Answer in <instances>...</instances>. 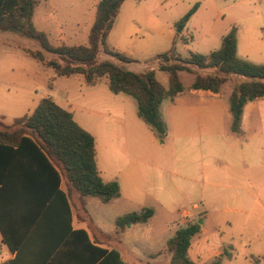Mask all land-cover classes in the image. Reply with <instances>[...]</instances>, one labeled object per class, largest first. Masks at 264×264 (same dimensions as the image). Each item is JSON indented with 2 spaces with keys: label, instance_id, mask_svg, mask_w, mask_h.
I'll return each mask as SVG.
<instances>
[{
  "label": "crops",
  "instance_id": "crops-1",
  "mask_svg": "<svg viewBox=\"0 0 264 264\" xmlns=\"http://www.w3.org/2000/svg\"><path fill=\"white\" fill-rule=\"evenodd\" d=\"M51 1L45 0V3L51 4ZM87 1L80 10L82 19H73L72 13L67 11L61 13V10L53 4V16L57 19V34L60 41L57 45L88 44L99 0ZM167 1L169 0H126L122 5L116 21L122 11L126 12L129 9L128 26L121 33H125L126 39L131 41L129 51L125 54L134 60L132 63L123 64L127 69L136 64L140 70L138 68L129 70L143 72L152 69L158 74L161 72L158 70V64L147 61L169 51L174 44L176 53L180 56H182L180 46L182 50L196 48L195 53L209 54L221 47L222 38L233 27L238 30V56L250 60L249 55L244 51L247 44L242 41L243 24L250 16L264 15V0H191L190 3L176 0L182 7L180 12L174 7L166 8ZM175 7L179 8V4ZM194 8V14L179 32L177 23ZM116 25L114 24L108 43L122 52V45L118 42L111 43ZM260 28L264 30L263 25ZM47 35L50 36L48 33ZM147 38L150 40L144 45L138 42ZM109 60L120 63L111 57ZM41 73H45L43 77ZM62 78L65 77H57L56 74L50 76L46 70L40 68L31 76L21 75L18 80L19 85H11L7 83V76L1 74L0 119L6 121V124H11L14 119L31 114L42 99H52L63 109L72 112L75 121L94 136L98 168L104 181H117L120 185V197L108 203L123 209L120 217L152 208L153 217L147 223H137L148 225L158 210H164L168 214L178 210L177 213L185 219L182 223L184 226L179 228L186 227L190 223H198L201 227L200 233L194 237L188 251L192 261L197 264H210L216 260L221 264H231L235 261L236 258L233 256L236 252L234 248L236 238L244 230L245 221L250 215L249 194L253 188L263 184L264 180V162L259 157L261 147L258 139H252L251 144L247 139L245 148H240V154L230 152L234 142L232 135L237 137L247 135L244 128L246 111L254 102L245 106L241 125L242 134L236 135L231 130L229 101L227 103L222 94H198L191 91L190 87L189 91L185 88V92L170 99L169 104L165 105V102H162L160 111L167 135L164 143L161 144L152 128L139 117L138 106L136 108L132 104L127 98L128 95H115L110 90L108 94L97 90L101 82L95 86H88L80 77H69L65 78L67 83L72 79L80 83L81 92H84L81 93L83 94L81 98L84 102H66L54 93L55 84ZM68 90L71 92L70 86ZM91 96L95 97L91 98ZM75 104L80 106L85 114L87 113L80 116V120L77 118ZM67 105L71 106V110L66 107ZM91 115H96L97 119H91ZM99 118H104V121ZM109 126L111 129L108 128ZM90 128L100 129L108 140V144L103 145L102 152L104 149L108 150L109 161L115 163L114 170L109 172L108 177L100 166L102 155L97 136ZM231 165H234V168H231ZM61 189L67 190L64 181ZM93 199L95 198L88 200L86 207L90 217L88 222L83 221L73 207V202L69 201L72 230H84L92 241L101 243V246L109 251L116 249L122 255L120 251L124 248L122 239L129 237L137 224L128 225L120 235H117L116 222L114 230L105 231L89 214L88 208ZM187 201L191 202L193 212L178 208L179 204H185ZM207 223L212 227L209 228ZM149 230L143 231L144 234L149 233ZM177 230L173 231L168 240ZM167 241L163 253L154 252L149 256L154 259L153 261L139 264H163L161 258L164 253L171 256L167 250ZM117 247L120 249L118 250ZM263 247L264 241L258 248ZM244 248L248 250L243 256L246 260L250 258L248 264H252L253 257L264 256V250L250 254L254 252L252 246L244 245ZM15 257L16 253L11 252L8 246L2 243L0 234V264L8 263Z\"/></svg>",
  "mask_w": 264,
  "mask_h": 264
},
{
  "label": "trees",
  "instance_id": "trees-1",
  "mask_svg": "<svg viewBox=\"0 0 264 264\" xmlns=\"http://www.w3.org/2000/svg\"><path fill=\"white\" fill-rule=\"evenodd\" d=\"M125 1L99 0L87 45H57L47 33L37 30L33 16L39 0H0V32L18 33L36 41L40 49H26V55L52 69L57 77H80L88 86L105 80L113 94L134 98L139 117L161 144L167 135L161 105L165 99L185 92L180 73L196 75L190 90L198 94L221 95L222 87L233 78L231 130L241 135L245 106L264 100V64L238 56L237 28L233 27L222 38L221 47L209 54L191 53L183 58L174 44L154 57L151 61L158 64V70L168 75L166 88L156 70L127 69L123 64L134 60L108 43ZM194 12L195 8L182 17L177 27H183ZM103 55L121 64L101 60ZM62 181L66 191L61 189ZM119 197V183L105 182L98 168L94 136L75 121L72 112L45 98L31 114L11 124L0 119V234L2 243L16 253L14 260L4 264H127L116 249L109 251L92 241L86 231L71 227L69 201L88 222V200L98 198L108 204ZM153 215L154 210L146 208L119 217L117 235L128 223H147ZM200 230L198 223H190L176 231L167 241L169 264H197L188 251ZM262 263L261 258H252V264ZM210 264L221 263L216 260Z\"/></svg>",
  "mask_w": 264,
  "mask_h": 264
},
{
  "label": "rangeland",
  "instance_id": "rangeland-1",
  "mask_svg": "<svg viewBox=\"0 0 264 264\" xmlns=\"http://www.w3.org/2000/svg\"><path fill=\"white\" fill-rule=\"evenodd\" d=\"M183 1L185 3H190L191 0H178ZM88 1L82 0H52L51 4L45 3V0L39 1V6L36 9L34 15V24L38 30L46 31L50 36V40L56 44H58L59 37H58V23L55 16H53V4L61 10V13L67 11L72 13L73 19H82L81 17V7L84 6ZM133 2V1H132ZM176 0H169L166 2V8L170 9V7H174V9L178 12L181 11L180 8L181 4ZM179 4V8L175 6ZM128 15L129 9L127 11H122L119 19L116 21L117 24L115 30L113 32L111 43L118 42L122 45V52L126 53L129 50V44L131 41L127 38L126 34L121 33L123 29L128 26ZM185 16V15H184ZM244 25V33H243V42H246V49L244 50L247 55H249L251 62H258L264 63V30L260 27L263 25L264 27V15L263 16H250ZM180 28L178 29V31ZM150 38L147 40L138 41L142 45L148 42ZM87 44V40H86ZM80 45H82L80 43ZM188 48V47H187ZM186 48V49H187ZM26 49H40L39 44L25 36H22L18 33H6L0 32V75L4 74L7 76V83L11 85H19L18 80L20 79L21 75L29 74L30 76L38 72V69L43 68L46 70L50 76H55V72L48 68L46 69L43 65L38 63L31 57H28L25 53ZM180 54L183 58L190 56L191 53H195V49L188 48L187 50H182V46H180ZM245 52L242 51V54L245 55ZM201 54H205L200 52ZM128 55V54H127ZM107 59L109 60V56L103 55L101 60ZM152 58L147 61V63H151ZM145 63V62H144ZM138 65L134 64L129 69H137L140 70ZM199 72V71H196ZM201 74L207 75L209 73L200 71ZM45 74V73H44ZM41 73V76L44 75ZM195 74L183 72L181 73L183 84L186 88V91H189V87L193 80L195 79ZM158 80L164 85L166 88L169 86V79L168 75L164 72H158L157 74ZM60 81L55 84L54 93L58 95V97L64 101H75L82 103L84 100L81 96L84 92H81L80 83L78 81H68L65 78L59 79ZM51 81V80H50ZM235 80L232 78L229 80L223 87H222V96L226 99V102L229 101V96L233 91ZM71 87V92L68 90V87ZM99 91H104L109 93V89L107 88L106 81L102 80L101 85L99 86ZM50 91V90H48ZM51 94V92H48ZM126 96V95H123ZM95 96H91L94 98ZM133 105L138 106L137 101L128 96ZM163 102L167 105L170 102V99H165ZM77 105V104H75ZM246 111V123L244 125L246 136L237 137L232 135L233 138V145H232V152L233 154H240L242 147L245 148V142L248 139L249 143H252V139H258L259 146L261 150H259V157L264 162V100L256 101L250 105ZM68 109L71 110V106H66ZM73 107V106H72ZM76 107L77 118L80 120V116L87 115L82 111L80 106ZM91 119L96 120V115H91ZM100 119V118H99ZM104 121V118L100 119ZM6 122V121H5ZM111 129V126L108 127ZM92 133L97 136L98 143L101 148V155L102 160L100 161V166L102 169L105 170L106 176H109V172H112L115 167V163L113 164L108 159L107 153L108 150H105L104 153L103 145L108 144V140L104 136L98 128H90ZM107 136V135H106ZM251 139V140H249ZM231 168H234V165H231ZM108 169V170H107ZM264 171V170H263ZM249 201V208L250 211L249 218L245 221L244 230L241 234L237 235V240L235 243V250L234 256L236 258L231 264H248L250 258L248 260L245 259L244 253L248 251L244 248L246 246H252L254 252L249 250V253H255L256 251L263 252V248L260 247V244L264 241V180L263 184L257 188H253L248 197ZM191 202L187 201L185 204H179L178 208L187 209L190 212H193L191 209ZM89 214L91 217L98 221L105 231H111L115 229V222L117 218L122 215L123 209L117 207L116 205L105 204L100 199L95 198L89 205L88 208ZM178 210L175 212L168 214L164 210H158V213L152 220V222L148 225H139L135 226V229L131 232V235L126 239H122L124 248L121 250L119 247L117 249L122 252V256L124 257L127 264H136L140 262H149L153 261L149 256L154 252L160 251L163 253L165 250L166 241L172 235L173 231L179 229L180 226H184L183 221L185 220L181 214L177 213ZM130 223L126 225L128 227ZM207 226L211 228V224L207 223ZM146 229H150L149 233L146 235L143 231ZM114 243V241H112ZM165 254V255H164ZM161 260L163 264H167L168 260L171 259L168 253H164ZM262 264H264V256H261ZM165 262V263H164Z\"/></svg>",
  "mask_w": 264,
  "mask_h": 264
},
{
  "label": "water",
  "instance_id": "water-1",
  "mask_svg": "<svg viewBox=\"0 0 264 264\" xmlns=\"http://www.w3.org/2000/svg\"><path fill=\"white\" fill-rule=\"evenodd\" d=\"M181 30H179V32H180Z\"/></svg>",
  "mask_w": 264,
  "mask_h": 264
}]
</instances>
